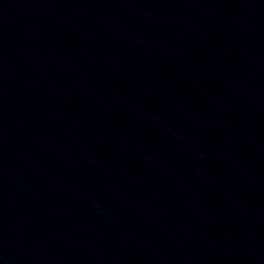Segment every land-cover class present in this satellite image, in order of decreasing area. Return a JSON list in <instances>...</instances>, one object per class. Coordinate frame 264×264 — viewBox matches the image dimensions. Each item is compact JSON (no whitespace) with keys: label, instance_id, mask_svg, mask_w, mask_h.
<instances>
[{"label":"water","instance_id":"water-1","mask_svg":"<svg viewBox=\"0 0 264 264\" xmlns=\"http://www.w3.org/2000/svg\"><path fill=\"white\" fill-rule=\"evenodd\" d=\"M0 264H264V0H0Z\"/></svg>","mask_w":264,"mask_h":264}]
</instances>
